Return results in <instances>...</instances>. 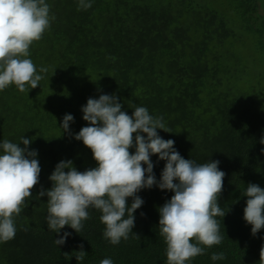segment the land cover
<instances>
[{"label":"trees","instance_id":"trees-1","mask_svg":"<svg viewBox=\"0 0 264 264\" xmlns=\"http://www.w3.org/2000/svg\"><path fill=\"white\" fill-rule=\"evenodd\" d=\"M45 2L55 19L29 49L43 79L24 92L14 84L0 91V143L25 147L21 137L30 139L27 148L37 151L41 168L27 206L14 217L15 237L0 242V264H100L104 258L167 264L158 209L174 193L156 185L136 193L144 203L134 213L133 232L117 245L103 237L102 213L92 207L80 233L47 226L48 197L37 195L51 188L55 166L62 160L78 171L97 166L75 134L89 126L82 106L101 94H115L129 115L143 106L162 117L171 132L157 129L159 136L172 139L183 158L220 162L218 204L226 214L215 219L223 240L187 264H259L264 228L252 235L243 194L249 183L264 188V0H91L86 10H78L79 0ZM65 114L74 117L68 131L60 127ZM150 159L159 181L166 161ZM132 201L127 198L129 207ZM64 232L71 235L56 245ZM81 244L86 255L77 261ZM213 252L226 259L213 261Z\"/></svg>","mask_w":264,"mask_h":264},{"label":"clouds","instance_id":"clouds-1","mask_svg":"<svg viewBox=\"0 0 264 264\" xmlns=\"http://www.w3.org/2000/svg\"><path fill=\"white\" fill-rule=\"evenodd\" d=\"M90 7L91 0H79L78 10ZM49 12L50 6L45 0H0V91L14 84L24 92L26 86L36 88L43 79L29 58V49L50 27V20L55 19ZM39 72L46 73L47 68L42 66ZM133 109L131 115L122 111L115 94L87 99L82 112L89 126L82 127L75 139L82 140L91 149L97 166L78 171L71 160H62L55 166L49 176L51 188H41L37 195L48 197L47 226L59 233L68 225L80 233L82 221L89 219L87 209L92 207L102 213L100 221L106 226L103 237L117 245L133 232L134 213L144 203L136 193L156 185L174 193L158 209L167 264H187L205 254L206 248L222 243L215 217L226 214L218 204L225 173L218 168V160L197 164L183 158L174 148L172 139L159 136L157 129L171 132L162 117L150 115L143 106ZM73 120L71 114H65L60 127L68 131L69 122ZM21 141L25 147L8 140L0 143V242L15 237L14 217L27 206L26 198L32 196L31 190L39 183L41 168L35 159L38 153L27 148L30 139L22 136ZM260 143L264 144V137ZM132 147H135L134 154L129 151ZM153 154L166 161L159 181L150 159ZM243 195L248 197L243 218L252 226L251 233L255 236L264 228V188L249 183ZM128 197L133 198L130 207ZM126 213L127 218H124ZM69 235L71 233L64 232L54 243L64 244ZM136 236L139 238L138 234ZM79 248L75 257L82 261L86 252L83 244ZM259 256V264H264V245ZM211 259L224 260L226 256L223 252H213ZM100 264H113V261L104 258Z\"/></svg>","mask_w":264,"mask_h":264},{"label":"bare ground","instance_id":"bare-ground-1","mask_svg":"<svg viewBox=\"0 0 264 264\" xmlns=\"http://www.w3.org/2000/svg\"><path fill=\"white\" fill-rule=\"evenodd\" d=\"M154 45H155V44H154ZM154 45H153V46H154ZM147 49H148V48H147Z\"/></svg>","mask_w":264,"mask_h":264},{"label":"rangeland","instance_id":"rangeland-1","mask_svg":"<svg viewBox=\"0 0 264 264\" xmlns=\"http://www.w3.org/2000/svg\"><path fill=\"white\" fill-rule=\"evenodd\" d=\"M260 70H262V69L260 68Z\"/></svg>","mask_w":264,"mask_h":264}]
</instances>
